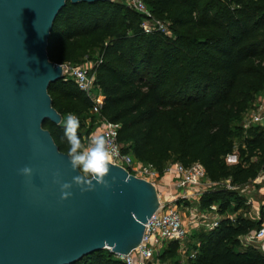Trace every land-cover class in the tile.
I'll return each mask as SVG.
<instances>
[{
  "label": "trees",
  "instance_id": "trees-1",
  "mask_svg": "<svg viewBox=\"0 0 264 264\" xmlns=\"http://www.w3.org/2000/svg\"><path fill=\"white\" fill-rule=\"evenodd\" d=\"M143 1L168 22L172 37L145 33L143 16L120 1H67L53 23L48 58L76 65L98 49L91 72L102 103L92 116L120 125L122 151L160 176L170 161L202 165L215 185L201 193L197 208L215 206L220 219L211 230L194 229L199 245L192 264H264V251L239 240L263 218L262 209L258 219L246 216L240 189L264 170V129L234 124L264 90V0ZM48 93L61 121L68 113L79 117L82 140L91 99L64 76ZM43 128L66 153L62 123L45 120ZM177 243H164L161 264L175 255ZM73 264L124 263L102 249Z\"/></svg>",
  "mask_w": 264,
  "mask_h": 264
},
{
  "label": "water",
  "instance_id": "water-1",
  "mask_svg": "<svg viewBox=\"0 0 264 264\" xmlns=\"http://www.w3.org/2000/svg\"><path fill=\"white\" fill-rule=\"evenodd\" d=\"M67 1L113 0H0V264H73L102 249L126 255L158 207L150 182L112 163L109 187L73 184L61 199V184L78 173L43 122L62 119L48 93L62 66L47 44ZM26 166L30 176L20 173Z\"/></svg>",
  "mask_w": 264,
  "mask_h": 264
},
{
  "label": "built area",
  "instance_id": "built-area-1",
  "mask_svg": "<svg viewBox=\"0 0 264 264\" xmlns=\"http://www.w3.org/2000/svg\"><path fill=\"white\" fill-rule=\"evenodd\" d=\"M127 2L131 8L143 16L140 27L145 33L157 31L168 35L166 23L154 17L143 0H127ZM61 66L63 76L72 79L77 88L91 99L94 104L91 111L97 115L102 103V96L100 89L95 84L94 73L81 65L62 64ZM96 89L99 91L98 94L95 92ZM98 120L99 126L89 135V140L93 135H105L109 145L117 149L112 164L124 168L128 174L150 182L156 189L158 198V207L145 224L140 244L126 255H116L118 259L124 264H158L155 257L165 242L177 241L182 245L190 230L199 227L211 230L217 226L220 216L217 215L215 206H211L210 210L205 211L191 208L187 222L178 209L177 203L179 200H197L203 191L215 185L207 178V181L201 184V179L206 177L202 165L194 163L189 167H184L180 163H175L169 167L164 174L171 175L175 194L170 199L165 197L161 199L159 195L164 193L158 189V179L160 177L157 171L150 164L138 161L129 153L122 151V146L117 140L119 124L103 118H98ZM248 122L249 126H259L264 129V97L260 98ZM113 133L115 135H112ZM226 185L230 187L228 181H226ZM261 209L263 218L260 227L247 235L239 237L241 245L245 247H255L254 243L256 242L264 243V201L261 203ZM196 253L197 250H194L191 252L190 257L194 258Z\"/></svg>",
  "mask_w": 264,
  "mask_h": 264
},
{
  "label": "clouds",
  "instance_id": "clouds-1",
  "mask_svg": "<svg viewBox=\"0 0 264 264\" xmlns=\"http://www.w3.org/2000/svg\"><path fill=\"white\" fill-rule=\"evenodd\" d=\"M61 123L67 143L65 155L72 170L78 173L73 176L71 183L64 182L61 184V199H67L71 196L72 193L69 190L73 184L78 186L82 192L92 191L96 185L109 187L106 177L109 176V166L114 155L117 154V149L109 145L108 139L103 134L93 135L85 146L78 135L79 117L73 113H68ZM20 173L24 176H30L32 169L26 166L20 169ZM112 180L114 181L115 177H112Z\"/></svg>",
  "mask_w": 264,
  "mask_h": 264
},
{
  "label": "rangeland",
  "instance_id": "rangeland-1",
  "mask_svg": "<svg viewBox=\"0 0 264 264\" xmlns=\"http://www.w3.org/2000/svg\"><path fill=\"white\" fill-rule=\"evenodd\" d=\"M117 1H120L128 5L127 0H117ZM157 19H159L160 21H164L166 23L168 27L167 36L172 37L173 34H172L171 29L169 28L168 22L160 18H157ZM98 60H99L98 49H95L90 53V56L87 59H85L82 63L76 64V65H81L84 68L89 69V71L91 72L93 64L97 62ZM70 65H73V64H70ZM95 92L97 94L99 93L97 89L95 90ZM261 95H262L261 93L257 95L252 105L240 116L239 120L234 123L235 125H240L241 127H243V129H247L249 127L250 125L248 122L249 117L253 113V110L257 107ZM92 115H95V114H93V112L90 111L89 114H87L86 116L82 118L84 122V128L82 129L83 136H82L81 141L85 146H87L89 142V135L93 133L95 129H97L99 126V120L93 117ZM65 118L66 116L64 117V119ZM87 131L89 132V134H87ZM235 141H238V140H235ZM233 159L234 158L232 155L228 157L229 161H232ZM175 163L177 162L170 161L166 163L164 172L169 167L174 165ZM256 179H257L256 180L257 182H250L246 186H244L242 189H240V193L246 197L247 204L249 206V212L246 214V216L252 219H258L260 215L262 214L261 203L264 201V170L260 172V174L258 175ZM206 181H207L206 177L204 179H201V184H204ZM177 204H178V209L182 212V215L184 216V220L187 222L189 218V210L191 208H197V200H191V201L179 200ZM199 228H203V227H199ZM193 232H194V229L190 230L187 236V239L184 241V244L181 245L177 243V249H176L175 255L171 258L166 259L163 264H192L191 261L195 257L194 258L190 257L191 252H193L194 250H198V245H199L198 240L193 236ZM254 245L258 250L260 251L262 250L261 242H256L254 243ZM242 246L245 247L244 245ZM156 260L158 261V264H161L159 260L157 259V255L155 257V261Z\"/></svg>",
  "mask_w": 264,
  "mask_h": 264
},
{
  "label": "crops",
  "instance_id": "crops-1",
  "mask_svg": "<svg viewBox=\"0 0 264 264\" xmlns=\"http://www.w3.org/2000/svg\"><path fill=\"white\" fill-rule=\"evenodd\" d=\"M261 94H262L261 97H264V90L261 92ZM159 177L160 178L158 179V189L164 193L162 195L163 198L165 197L167 199H170L175 194L173 179L171 175H166V174H163L161 176L159 175ZM256 180L257 179H255L252 182H257ZM261 249H262L261 251H264V243H262Z\"/></svg>",
  "mask_w": 264,
  "mask_h": 264
},
{
  "label": "bare ground",
  "instance_id": "bare-ground-1",
  "mask_svg": "<svg viewBox=\"0 0 264 264\" xmlns=\"http://www.w3.org/2000/svg\"><path fill=\"white\" fill-rule=\"evenodd\" d=\"M159 197H160L161 199H163V197H162V195H161V194L159 195Z\"/></svg>",
  "mask_w": 264,
  "mask_h": 264
}]
</instances>
